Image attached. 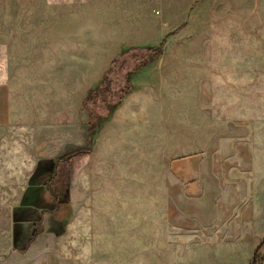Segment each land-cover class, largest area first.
I'll use <instances>...</instances> for the list:
<instances>
[{
	"label": "rangeland",
	"instance_id": "374dc122",
	"mask_svg": "<svg viewBox=\"0 0 264 264\" xmlns=\"http://www.w3.org/2000/svg\"><path fill=\"white\" fill-rule=\"evenodd\" d=\"M163 40L90 134L87 92L121 50ZM0 82L15 118L0 130V264L258 261L245 231L232 245L213 224L241 211L232 182H264V0H0ZM13 147L30 168L9 169ZM83 147L58 217L44 183Z\"/></svg>",
	"mask_w": 264,
	"mask_h": 264
},
{
	"label": "trees",
	"instance_id": "16d2710c",
	"mask_svg": "<svg viewBox=\"0 0 264 264\" xmlns=\"http://www.w3.org/2000/svg\"><path fill=\"white\" fill-rule=\"evenodd\" d=\"M164 46V40L157 47H135L121 50L118 55L112 60L109 69L103 75L100 82L93 89L89 90L85 98L80 103L81 110L87 116V130L93 132L96 127H100L103 121L107 120L116 108L121 103L123 96L131 91L130 79L131 76L142 70L147 65L153 64L156 59L161 56ZM118 76H123V88L118 89L119 95L111 97V90L114 87L113 83ZM114 78V82L112 81ZM108 96V99L106 98ZM90 132V134H91ZM91 147L76 148L67 151L63 156L56 159L53 173L46 179L44 183V195L54 203L58 217H68L69 205L63 195L67 191L68 170L70 163L74 159L82 158L88 155ZM66 167L65 185L63 191L59 187L61 167ZM62 192V198L60 194ZM40 222L35 225L31 238L28 241L30 244L41 232ZM252 264H256L255 256Z\"/></svg>",
	"mask_w": 264,
	"mask_h": 264
},
{
	"label": "crops",
	"instance_id": "0c3cea01",
	"mask_svg": "<svg viewBox=\"0 0 264 264\" xmlns=\"http://www.w3.org/2000/svg\"><path fill=\"white\" fill-rule=\"evenodd\" d=\"M14 123L11 87L5 82H0V130H9ZM66 124H69V122L67 121ZM5 151H9L12 156V161L8 164L10 170L24 171L27 167L30 168V164L26 163L21 157L23 152L19 148L13 147L11 151L6 148ZM31 170L35 171L36 168L31 166ZM20 176L21 174H18L16 178ZM232 183L236 187L241 185L242 195L240 197L236 195L241 202V211L228 210L224 217L217 216V222L213 224L217 236L221 237L224 235L223 233L228 234L231 237L227 239L234 245L241 243L236 235H239L241 230L245 231L248 240H252L250 247L252 256L256 251V257H258V261L255 260L256 264H264V182ZM255 196L258 198L257 203ZM256 204L258 205L257 208H255ZM253 235L254 237H252ZM247 264H250V262L248 261Z\"/></svg>",
	"mask_w": 264,
	"mask_h": 264
}]
</instances>
